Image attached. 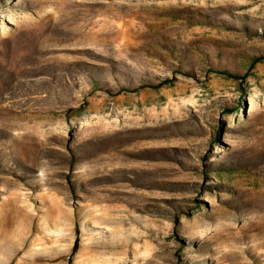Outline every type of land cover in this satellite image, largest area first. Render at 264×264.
Here are the masks:
<instances>
[{
	"label": "rangeland",
	"instance_id": "1",
	"mask_svg": "<svg viewBox=\"0 0 264 264\" xmlns=\"http://www.w3.org/2000/svg\"><path fill=\"white\" fill-rule=\"evenodd\" d=\"M0 264H264V0H0Z\"/></svg>",
	"mask_w": 264,
	"mask_h": 264
},
{
	"label": "bare ground",
	"instance_id": "2",
	"mask_svg": "<svg viewBox=\"0 0 264 264\" xmlns=\"http://www.w3.org/2000/svg\"><path fill=\"white\" fill-rule=\"evenodd\" d=\"M6 221V220H5ZM5 221H3L5 223ZM8 224V223H7Z\"/></svg>",
	"mask_w": 264,
	"mask_h": 264
},
{
	"label": "trees",
	"instance_id": "3",
	"mask_svg": "<svg viewBox=\"0 0 264 264\" xmlns=\"http://www.w3.org/2000/svg\"><path fill=\"white\" fill-rule=\"evenodd\" d=\"M226 73H228V72H226ZM230 74V73H229ZM232 75V74H231Z\"/></svg>",
	"mask_w": 264,
	"mask_h": 264
}]
</instances>
